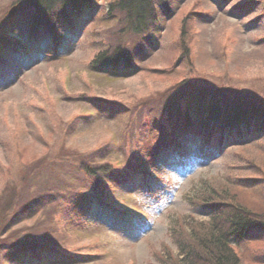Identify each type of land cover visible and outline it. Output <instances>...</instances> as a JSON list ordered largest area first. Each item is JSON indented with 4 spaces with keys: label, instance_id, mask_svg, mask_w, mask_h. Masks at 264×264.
<instances>
[{
    "label": "rangeland",
    "instance_id": "rangeland-1",
    "mask_svg": "<svg viewBox=\"0 0 264 264\" xmlns=\"http://www.w3.org/2000/svg\"><path fill=\"white\" fill-rule=\"evenodd\" d=\"M109 1L92 0L91 6L84 7L83 13L74 19L72 28L64 25L61 45L55 48L49 34L39 30L35 35L32 31V9L18 12L20 5H11L13 0H0V16L5 13L10 17L3 30L19 40L17 47L0 44V193L13 183L21 188L20 174L26 175L36 159L45 164L38 168L35 179L26 177L24 185L42 189V196L63 180L89 189L87 176L71 172L58 161L62 156L69 160L75 155L89 157L127 169L131 162L126 157V140L135 151L143 139L137 132H146V120L138 129L133 126L141 113L149 109L141 108L139 101L154 96L155 104L165 101L164 95H158L188 74H181L176 67L169 68L171 55H176L175 43L184 11L197 8L195 11L204 16H193L192 34L184 37L192 56L199 58L203 47L212 57L213 37L221 40L226 32V63L237 78L234 81L246 80V86L260 83L264 87V15L260 0H173L169 12L158 8L157 22L148 35L150 49L145 47L129 69L91 64L96 54L105 50L103 42L116 41V19L102 12ZM244 2L247 3L242 8L233 5ZM14 7L15 11L9 14ZM235 50L241 54L232 55ZM209 57L193 60V64L205 72L215 69L220 73L222 61L213 62ZM173 93L176 92L166 95ZM191 94L193 110V99L198 94L193 90ZM156 124L153 122L152 126L156 128ZM131 129L133 134L129 133ZM219 134L218 131L210 144L196 136L181 138L180 146L163 150L146 173L129 170L125 181L110 185L115 207L88 199L84 202L85 213L72 228L63 229L61 222L66 224L69 218L59 217L60 225L54 221L56 230L71 236L64 240L66 250L46 255L36 264H161L168 253L177 255L170 228L190 232L193 220L206 223L210 217L207 210L190 205L189 199H202L201 188L219 190L220 184L233 182V177L246 176L240 167L234 166L231 172L229 169L234 163V152L240 151L236 144L250 142L249 151L257 156L258 136L236 135L222 140ZM249 182L247 176L236 184L242 188ZM249 185L242 189L249 192ZM63 204L68 208L71 200L67 198ZM47 213L40 209L16 216L6 232L30 229L35 233L36 226L47 221ZM91 248L97 252L88 257ZM234 249L242 256V264H264V240H247Z\"/></svg>",
    "mask_w": 264,
    "mask_h": 264
},
{
    "label": "trees",
    "instance_id": "trees-1",
    "mask_svg": "<svg viewBox=\"0 0 264 264\" xmlns=\"http://www.w3.org/2000/svg\"><path fill=\"white\" fill-rule=\"evenodd\" d=\"M260 1L263 3L261 15H264V0ZM246 3L233 5L242 8ZM14 4L20 5L18 12L26 9L34 11L32 31L35 35L39 30L49 34L56 48L61 45L64 25L67 26L65 28H72L74 19L83 13L84 7L91 6L92 0H13L11 5ZM172 5L173 0H110L107 9H102V12L116 19V41L109 44L106 38L107 43L103 42L106 44L105 50L96 54L91 64L103 68L134 67L133 62L138 55L143 54L144 48L150 49L148 35L157 22L158 8L169 12ZM195 9L181 13L180 32L175 43L176 55L170 53L169 68L176 67L181 70V74H188L173 81L167 91L158 95V98L164 95L165 101L155 104V96L145 99V102L139 101L141 108L147 106L149 109L141 113L133 123L135 128H132L138 129L146 120V132L145 135L137 132L143 139L135 151L131 149L130 141L126 140V145H129L126 157L131 162L127 169L109 161L98 163L89 157L79 158L77 155L69 160L62 156L58 161L67 165L75 174L76 171L84 173L90 187L88 189L85 185L79 186V183L63 180L58 181L53 189H48V195L42 196V189L39 188V191L32 188V185H24L26 177L33 180L39 175L37 170L44 163L34 160L35 166L29 167L32 169L26 171V175L20 174L21 188L13 183L0 193V264H36L46 255L61 254V251L66 250L64 240L71 236L64 230H56L54 221L60 225L59 217L69 218L66 224L61 222L63 229L67 226L72 228L79 223L81 214L85 213L84 202H88V199L93 198L100 205L113 207L114 193L110 185L125 181L129 170L146 173L148 166L154 163L163 150L178 148L181 138L193 135L210 144L218 131L222 140L233 139L236 135H250L253 138L258 136L255 142L259 144L255 151L257 156L251 155V148L247 146L250 142L236 144L240 151L234 152L231 157L234 163L229 167L230 172L236 166L247 173L245 177L248 176L250 182L242 188L251 184V190L246 192L240 185L237 187L236 183L245 177H233L230 173L233 182L220 184L219 190L201 188L199 192H203L202 199L193 197L189 202L192 206L207 210L209 221L199 223L193 220L190 232L171 227L177 255L168 253L167 259H162L161 264H242V256L234 248L245 244L247 240H256L258 243L264 240V87L260 83L246 86V80L234 81L237 78L228 70L229 65L226 63L227 39L223 30L224 37L221 40L213 37L212 57H209L210 54L203 47L202 52H198L199 58L192 56V50H189L184 37L192 34L193 16L204 17ZM9 18L5 13L0 16V44L2 47L9 45L12 48L19 46V40L10 37L3 30ZM261 39H264V35ZM204 42L202 39V43ZM240 54L238 50L232 53L234 56ZM207 57L213 62L222 61L223 70L220 73L215 69L205 72L193 64V60L200 61ZM192 90L198 94L193 99V110L190 107ZM172 91L176 93L166 95ZM153 122L157 123L156 128L152 126ZM129 133L133 134L132 129ZM219 143L222 141L219 140ZM50 175L54 176V170ZM67 198L71 200L68 206L70 210L63 204ZM40 209L48 211L45 216L47 221L36 226L34 232H37L32 233L30 229L6 232L13 218ZM68 212L72 213L70 217ZM96 252L91 248L87 256L92 257Z\"/></svg>",
    "mask_w": 264,
    "mask_h": 264
},
{
    "label": "water",
    "instance_id": "water-1",
    "mask_svg": "<svg viewBox=\"0 0 264 264\" xmlns=\"http://www.w3.org/2000/svg\"><path fill=\"white\" fill-rule=\"evenodd\" d=\"M15 9H16V7L12 8V10H10L9 14L13 13L15 11Z\"/></svg>",
    "mask_w": 264,
    "mask_h": 264
}]
</instances>
